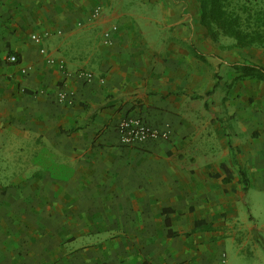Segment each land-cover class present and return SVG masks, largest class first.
<instances>
[{
    "label": "crops",
    "instance_id": "1",
    "mask_svg": "<svg viewBox=\"0 0 264 264\" xmlns=\"http://www.w3.org/2000/svg\"><path fill=\"white\" fill-rule=\"evenodd\" d=\"M203 3L0 0V232H19L7 241H37L22 232L34 224L53 229L38 239L51 264H264V80L237 69L257 65L251 48L210 37ZM128 116L168 138L122 145ZM51 198L106 233L81 245L59 220L46 229Z\"/></svg>",
    "mask_w": 264,
    "mask_h": 264
},
{
    "label": "rangeland",
    "instance_id": "2",
    "mask_svg": "<svg viewBox=\"0 0 264 264\" xmlns=\"http://www.w3.org/2000/svg\"><path fill=\"white\" fill-rule=\"evenodd\" d=\"M229 11H232L236 14V16L239 19V26L240 30L249 33L253 31L260 32L264 36V0H230L229 6H227ZM233 41H235L234 38H232ZM236 43V41H235ZM236 46V44H235ZM239 48V47H237ZM246 48H251L248 50L246 53V57H248L247 62L249 63H254L257 64L261 67L264 68V40L263 43L260 44H253L249 47L245 48H240L243 49V53L246 52ZM239 69V67H237ZM240 70V69H239ZM241 72V71H239ZM66 167L60 168L57 172L58 175H56V178L61 180L62 183H67L69 179L68 173H66ZM52 178V177H51ZM3 186H10L14 187L17 186L15 182H6V183H1ZM20 199L24 201L26 205H28L29 199H24L23 195L20 196ZM81 201V199H78ZM59 199H49L46 200V203H50V207L47 209L46 208H41L40 212L49 214V216L46 217V221L42 222L41 225H44V223H48L49 227H45L46 229L52 227V224L55 221H60L62 222L60 225L64 229L71 228L70 232H77L79 235L78 239L79 242L77 243H82L81 245H84L85 241H90L92 239H95L98 235L101 236L102 234L106 233L105 231L103 232H84L86 230V220L84 219L85 213L84 211L82 212L80 209V206L77 207L79 211V215L82 216L81 220L75 223H71V218L67 217L66 219L64 218V211L66 210L67 213L70 210L69 207H67L64 204H61L59 206ZM264 203V195L263 199H261V204ZM260 206V205H258ZM63 207V208H60ZM259 208V207H258ZM264 209V207H262ZM44 210V212H43ZM259 221L264 223V210L259 209ZM16 216V215H15ZM53 216L56 217L54 218L53 221ZM12 217V216H11ZM14 217V215H13ZM31 220V219H30ZM31 220L30 222H32ZM39 221V218H36V222ZM53 221V222H49ZM77 223V224H76ZM44 227V226H43ZM28 229V230H27ZM27 229H24L23 232V237L27 238V242H30L28 238L30 239H39V237H42L44 234L48 236L49 232L52 233L53 229H49L46 231V233L37 228V226H34V224L29 225ZM9 232L11 234H14L18 232L16 229H10V230H3L0 232V264H51L48 261V254L44 255L42 253L43 247L41 243H39V240L37 241H31V244H20L17 242L16 236L13 238L9 239L6 237L8 236ZM112 232V231H111ZM116 232V231H114ZM19 233V232H18ZM85 233V234H84ZM52 237V235H50ZM44 238V237H42ZM5 239V240H4ZM4 240L3 242L6 243V247L2 246L1 241ZM18 243V244H17ZM68 245V243H67ZM46 249L50 248L52 249V245L45 246ZM20 250V251H19ZM23 251V252H22ZM22 253H25L24 255Z\"/></svg>",
    "mask_w": 264,
    "mask_h": 264
},
{
    "label": "trees",
    "instance_id": "3",
    "mask_svg": "<svg viewBox=\"0 0 264 264\" xmlns=\"http://www.w3.org/2000/svg\"><path fill=\"white\" fill-rule=\"evenodd\" d=\"M229 4L230 0H205L201 5V24L209 32L210 37L216 41L220 33L230 36L235 39L239 48L263 43L264 36L258 30L249 33L240 30L239 19L234 12L229 11L227 7ZM239 69L242 74L264 80V70L257 65H243ZM241 179L243 190H246L247 179L244 176Z\"/></svg>",
    "mask_w": 264,
    "mask_h": 264
},
{
    "label": "built area",
    "instance_id": "4",
    "mask_svg": "<svg viewBox=\"0 0 264 264\" xmlns=\"http://www.w3.org/2000/svg\"><path fill=\"white\" fill-rule=\"evenodd\" d=\"M98 10L99 8H96L94 10L95 17L98 13ZM45 37H47V34L39 36L33 33L30 35L31 41L38 43V44L41 43L43 38ZM103 37H104L103 39L104 43H108L109 42V32L105 31L103 34ZM39 53L45 56L46 61L48 63H54V59L48 56L47 51L45 50L44 47H41L39 49ZM7 59L9 62H12V63L16 62L17 60L16 56L13 54L9 55ZM21 73H25V71L21 70ZM80 75L84 77L86 80H90L93 78V74L90 72L81 71ZM64 96H65L64 93L60 94L61 98H63ZM116 130L118 132L119 142L125 146L136 145V144L144 143L149 140L168 138V133L166 131H159L158 129L147 125L142 119L138 117H132V116L122 118L118 122Z\"/></svg>",
    "mask_w": 264,
    "mask_h": 264
}]
</instances>
